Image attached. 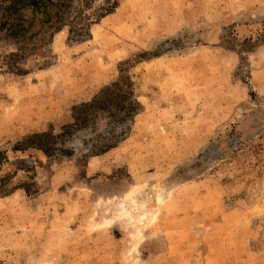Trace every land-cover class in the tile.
<instances>
[{
  "label": "rangeland",
  "instance_id": "1",
  "mask_svg": "<svg viewBox=\"0 0 264 264\" xmlns=\"http://www.w3.org/2000/svg\"><path fill=\"white\" fill-rule=\"evenodd\" d=\"M4 28L0 264H264V0H120L77 44ZM66 127L70 156L13 151Z\"/></svg>",
  "mask_w": 264,
  "mask_h": 264
},
{
  "label": "trees",
  "instance_id": "2",
  "mask_svg": "<svg viewBox=\"0 0 264 264\" xmlns=\"http://www.w3.org/2000/svg\"><path fill=\"white\" fill-rule=\"evenodd\" d=\"M95 0H5L6 5L2 10L0 22L5 28H18L23 34L17 33L20 38H30L32 43L43 41L48 34L52 39L55 34L63 28H68L67 41L69 44H77L90 37L91 26L97 24L99 20L112 14L118 7L120 0H105L104 4L98 10H93L92 4ZM28 14V15H27ZM5 28L3 30H5ZM19 38V39H20ZM24 41L19 42L23 46ZM107 89L104 95L112 93ZM106 102L105 105L111 104ZM104 105V101L100 103ZM99 105V104H98ZM96 101L85 103L78 107L79 116L76 118L77 123H84L90 113L96 111L98 107ZM125 114L128 117L134 108H131ZM102 107V106H101ZM121 108L120 110H123ZM83 116V117H81ZM84 118V119H83ZM125 119V118H124ZM82 120V121H81ZM77 125V124H76ZM79 126V125H78ZM123 126L111 130L108 134L112 137L119 136ZM70 127H66L62 134L53 135L49 132L33 134L22 142H19L13 151H26L27 149H36L41 151L46 157L53 156L57 151L68 156L72 155L66 149L58 148L63 144L64 139L70 135ZM61 142V143H60ZM115 146H108L106 152Z\"/></svg>",
  "mask_w": 264,
  "mask_h": 264
},
{
  "label": "crops",
  "instance_id": "3",
  "mask_svg": "<svg viewBox=\"0 0 264 264\" xmlns=\"http://www.w3.org/2000/svg\"><path fill=\"white\" fill-rule=\"evenodd\" d=\"M93 32V30H92ZM93 34V33H92ZM95 81L91 80V81H86L85 85H82L80 87H78V89L71 91V99H74L76 101L78 100H82V99H87L88 97L91 96L92 92H93V87L95 85L94 83Z\"/></svg>",
  "mask_w": 264,
  "mask_h": 264
}]
</instances>
